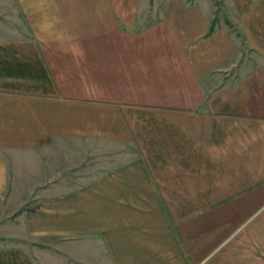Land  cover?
Returning <instances> with one entry per match:
<instances>
[{"label":"crops","instance_id":"0c3cea01","mask_svg":"<svg viewBox=\"0 0 264 264\" xmlns=\"http://www.w3.org/2000/svg\"><path fill=\"white\" fill-rule=\"evenodd\" d=\"M6 1L0 264H259L264 0Z\"/></svg>","mask_w":264,"mask_h":264},{"label":"rangeland","instance_id":"374dc122","mask_svg":"<svg viewBox=\"0 0 264 264\" xmlns=\"http://www.w3.org/2000/svg\"><path fill=\"white\" fill-rule=\"evenodd\" d=\"M156 1H160V0H142L141 6L143 8L146 7V9L148 8V11L150 12L149 19H151L153 17V15L151 13H154V11H155L154 7L156 6ZM213 1H214V7H213L214 10L213 11L215 14L214 18L217 20L225 21L224 15L229 13L230 9L229 8H223L220 5V3L218 2L219 0H213ZM140 9H141V7H140ZM18 22H19L18 15L15 12V10L13 9L12 5L9 4L6 0H5V2L3 0H0V34L3 35L6 32H8V33L12 32L13 27H17ZM84 168H85V166H81V167H79V170H77V171H74V172L68 171L66 173L67 174L66 176L76 177L78 175V173H81L82 171H84ZM24 206L25 205H23L21 208H23ZM257 214L258 213H255L254 215H257ZM261 214L264 215V213H261ZM0 231H2V229H0ZM245 245H247V244H245ZM39 246L43 247L42 245H39ZM262 248H264V246ZM260 252H261L262 261H260L259 264H264V250L261 249Z\"/></svg>","mask_w":264,"mask_h":264}]
</instances>
